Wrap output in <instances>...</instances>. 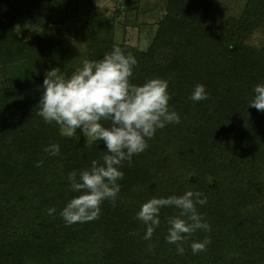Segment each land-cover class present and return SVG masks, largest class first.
<instances>
[{
  "label": "trees",
  "instance_id": "16d2710c",
  "mask_svg": "<svg viewBox=\"0 0 264 264\" xmlns=\"http://www.w3.org/2000/svg\"><path fill=\"white\" fill-rule=\"evenodd\" d=\"M163 1L141 50L117 41L118 9L107 17L91 0H0V71L23 66L30 77L20 85L10 75L12 85L0 87V264H264V112L249 106L255 86L264 85V43L248 44L264 26V0H244L218 28L208 25L217 0ZM66 39L83 44V53ZM114 46L137 59L131 83L169 80L180 122L158 129L144 152L124 162L114 206L106 200L98 219L69 226L60 212L78 193L68 174L103 163L106 145L88 146L79 129L61 136L37 114L43 80L56 67L70 77ZM198 83L209 99L193 102ZM53 143L57 156L44 151ZM189 190L207 197L197 211L211 231L198 230L178 254L166 236L179 210L166 207L152 238L143 239L141 205ZM206 236V251L193 254L191 243Z\"/></svg>",
  "mask_w": 264,
  "mask_h": 264
},
{
  "label": "clouds",
  "instance_id": "9594fccd",
  "mask_svg": "<svg viewBox=\"0 0 264 264\" xmlns=\"http://www.w3.org/2000/svg\"><path fill=\"white\" fill-rule=\"evenodd\" d=\"M137 63L131 52L114 46L100 60H85L70 77L59 67L46 72L37 114L46 123L55 122L61 136L71 138L79 129L88 146L96 141L106 145L103 163L93 160L89 168L68 174L70 190L78 193L60 212L69 226L98 219L106 200L114 206L121 191L118 181L124 178L120 170L124 162L130 164L134 155L144 152L149 147L147 141L154 138L158 129L180 122L179 114L169 106V80L152 78L143 85L131 83ZM254 93L249 106L264 112V85H256ZM190 99H209L205 85L196 84ZM44 151L57 156L60 145L50 144ZM42 165L40 161L36 167ZM206 203L202 192L192 190L180 196L149 199L137 213V219L146 226L143 239L150 240L160 225L161 209L175 207L179 212L167 220L166 242L175 244L177 253L183 255L184 244L193 234L198 230L211 231L210 224L197 211V205ZM47 211L52 215L56 209ZM210 243L207 236L203 241H193L192 253L206 251Z\"/></svg>",
  "mask_w": 264,
  "mask_h": 264
},
{
  "label": "rangeland",
  "instance_id": "374dc122",
  "mask_svg": "<svg viewBox=\"0 0 264 264\" xmlns=\"http://www.w3.org/2000/svg\"><path fill=\"white\" fill-rule=\"evenodd\" d=\"M94 8L98 9L107 17L114 16L115 11L120 10L116 20L117 41L124 40L129 45L144 50L148 47L156 29V23L162 18L165 9L163 0H91ZM244 0H217L208 25L218 28L222 20L229 16L238 15ZM24 34V29H18ZM28 37V33L25 34ZM77 54H82L84 46L81 43L73 44L66 39ZM264 43V26L261 27L248 41L254 47H260ZM13 72V74H12ZM13 78V84H24L30 80L29 74L23 66H14L9 69ZM7 72L0 71V87L12 83ZM9 82V83H8Z\"/></svg>",
  "mask_w": 264,
  "mask_h": 264
}]
</instances>
